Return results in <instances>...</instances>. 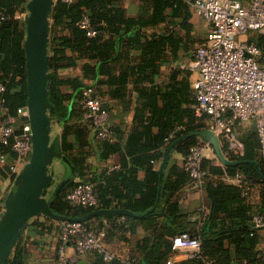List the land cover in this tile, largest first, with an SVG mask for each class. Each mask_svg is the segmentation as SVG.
<instances>
[{"label":"trees","instance_id":"trees-1","mask_svg":"<svg viewBox=\"0 0 264 264\" xmlns=\"http://www.w3.org/2000/svg\"><path fill=\"white\" fill-rule=\"evenodd\" d=\"M149 1L153 14L147 19L129 17L127 11L117 6L114 0L55 1L50 18L49 101L52 109L49 116L52 122L60 123L64 128L60 140L54 143L55 151L58 157H67L75 175L66 184L57 186L59 192L56 196V192L51 193L54 184V180L52 181L48 190V195H51V210L59 217L81 221L105 232L106 228L101 222L103 219H110L118 229L126 227L131 221L143 223L146 229H152L155 233L154 242L145 248L144 260L147 264L170 262L168 259L172 253L173 239L183 233L201 240L202 253L179 264H261L262 258L256 252L261 228L256 227L254 219L256 216L264 219V156L261 154V142L256 130L246 133L242 139L245 146L243 157L231 155L225 144L221 143V146L227 158L232 161L257 162L260 172L253 164L220 167L212 161L204 160L203 169L209 175L204 179L202 190L206 194L208 212L196 229L192 230L182 224L183 215L179 205L174 202V196L180 189L193 185L190 174L177 165H172L167 167L163 181L160 182V169L156 168V164L163 163L168 149L180 138L208 130L206 116L202 119L196 117L194 94L191 98L188 95L184 97L175 87L155 93H142L147 101L138 110L135 120L137 125L125 145L121 142L124 139L122 129L109 124V111L111 136L108 139H97L95 129L84 118L85 111L81 105L83 92L94 88L95 96L100 98L97 88L102 82L98 80V74L102 73L103 66L109 60H115L116 56L112 57L111 54L117 52V44L128 39L129 46L137 45L142 28L164 23L168 19L165 15L168 8L179 10L186 6L185 0ZM27 4V0H0V86L4 87V92L0 93V101H3L6 109L3 117L17 118L18 110L27 107L26 24L16 18L18 12L27 9ZM84 16L89 18L91 29L97 32L96 37L89 38L87 31L80 27ZM187 20L188 17L181 24L185 29L190 27ZM172 40V37L154 36L147 44L150 50H154L153 53ZM82 60L86 61L82 77H61L60 71L77 67ZM142 68L146 70L148 67ZM125 83L123 79L111 78L104 84L111 88V97L123 99L122 85ZM116 85H120L116 89L117 93L113 92ZM63 87L72 89L74 93H64ZM159 101L163 103L162 107L159 106ZM147 110L149 115H146ZM73 119L77 123H72ZM154 128L158 129V133H153ZM19 130L17 135L20 134ZM91 135H94V142L97 143L102 159L107 160L111 155L124 150L131 161L129 169L107 170L96 182L95 190L99 201L97 208L74 206L67 199L68 193L77 184L76 177L83 176L88 168L87 161L93 148ZM71 137L75 138L74 143L70 142ZM13 140L12 138L10 145L0 143V157L12 155L16 159L17 155L11 148ZM199 140L198 136L187 137L177 145L176 150L185 156ZM1 165L11 175L9 166ZM140 172L145 173L144 180L139 179ZM225 175L243 176L250 188V196L244 197L238 186L223 180ZM256 189L259 197L256 196ZM255 199L258 200L254 203ZM99 210H124L135 216H146L144 219H136L111 214L84 221ZM44 218L45 222L38 226L50 231L52 225L58 224L62 233L65 222ZM93 221H100L99 226L95 227ZM100 258L103 264H122L120 260L106 262L101 256ZM28 259L29 248L20 239L6 264H28ZM131 261L140 264L137 260Z\"/></svg>","mask_w":264,"mask_h":264},{"label":"built area","instance_id":"built-area-1","mask_svg":"<svg viewBox=\"0 0 264 264\" xmlns=\"http://www.w3.org/2000/svg\"><path fill=\"white\" fill-rule=\"evenodd\" d=\"M192 7L211 26L205 44L197 49L190 65V69L198 73L193 84L195 114L199 118L207 117L208 130L226 145L229 154L237 157H243L245 153L244 143L236 131L237 126L252 124L259 136L261 154L264 156L263 50L254 42L240 40L241 36L250 32L264 33V0L246 3L240 0H195ZM28 16L27 9L16 14L20 21H26ZM80 27L87 31L89 38L97 36L87 16H84ZM2 92L4 87L0 86ZM81 105L85 111L84 118L95 129L97 139L110 138L109 112L104 108L103 101L95 96L94 88L84 90ZM4 112L6 109L3 101H0V143L10 145L13 138L11 148L17 157L13 163H9L7 156L2 155L0 163L8 165L11 176L16 179L29 163L33 150L29 112L27 107L21 108L17 118L3 117ZM17 120L22 122L18 135ZM210 152L215 153L210 143L199 140L183 157L182 169L190 174L193 186L197 189L202 190L204 179L209 175L203 169V162ZM235 180L242 195L249 197L250 188L244 182V177L236 175ZM95 187L92 183L80 182L68 193L67 199L74 206L97 208L99 201ZM5 201L0 199V220L5 213ZM254 221L257 228L264 227L263 217L256 216ZM105 239L106 232L103 230L81 221L65 222L58 249L59 264H77L89 253L101 256L106 262L120 260L122 264H135L110 252ZM68 244L74 250L71 255L67 253ZM173 248L185 250L193 258L202 253V242L197 237L183 233L173 239Z\"/></svg>","mask_w":264,"mask_h":264},{"label":"crops","instance_id":"crops-1","mask_svg":"<svg viewBox=\"0 0 264 264\" xmlns=\"http://www.w3.org/2000/svg\"><path fill=\"white\" fill-rule=\"evenodd\" d=\"M240 1L246 3L250 0ZM114 2L117 6L123 7L131 18L147 19L153 14L149 0H114ZM192 4V0H185L186 6L181 7L179 10L168 8L165 12L168 19L164 23L142 28L140 31V41L137 45L129 46L127 43L128 39H125L124 42H119L117 44V52H112L111 54L112 57L116 56L115 60H109L108 64L103 66L102 73L98 74V80L102 84L98 86L97 93L110 112V126L119 127L124 132V139L121 141L123 145L126 144L127 138L137 125L135 120L138 110L147 101L142 96V93L146 91L155 93L175 87L181 91L184 97L188 95L191 98L194 94L193 84L198 78V73L192 71L190 65L197 49L205 44L211 26L194 12ZM187 17V23L190 27L185 29L181 24ZM154 36L172 37L173 40L165 43L160 49H156L152 53L154 50H150L147 41ZM240 40L258 44L262 48L264 56V33L250 32L241 36ZM85 63L86 61L82 60L78 62L77 67L60 71L61 77L65 79L82 77ZM143 66L148 68L144 70L142 68ZM111 78L125 80L126 83L122 85V93H124L123 99L119 97L113 98L109 95L111 88L104 83ZM119 87L120 85H116L113 92L117 93L116 89H119ZM62 91L64 93H74L68 87H63ZM162 105L163 103L159 101V106L162 107ZM184 107H186V104H184ZM188 107L191 108V106ZM146 115H149L148 110L146 111ZM207 121L206 117V125ZM72 123H77V120L73 119ZM21 126V120H17V128L20 129ZM251 130H255L252 124H240L236 129L241 141L246 133ZM63 131L64 128L60 123L52 122L51 143L54 146V143L60 140ZM153 133H158V129L154 128ZM91 138L93 148L91 150L92 154L87 161L88 168L85 170L83 176L76 177L75 183L78 184L84 181L92 183L93 181V184L96 186V182L100 180L105 171L115 169L126 170L131 167L130 158L124 150L111 155L107 160L102 159L97 148V143L94 142V135H91ZM199 138L200 140H204L202 137ZM70 142L74 143L75 138L71 137ZM183 157L184 155L175 148L170 155L167 167L177 165L182 169ZM7 158L8 162L13 163L15 161L12 155H8ZM205 160L212 161L216 166L225 167L213 152L208 153ZM161 165L162 163H157L156 168L160 169ZM54 166H60L59 170L61 174L59 176H61L62 184H66L69 179H74V168L66 156L61 155L55 159L50 168V173ZM63 166L67 170L66 175H63ZM167 167L164 176L167 172ZM138 176L140 180H144L145 173L140 172ZM235 177L225 175L223 180L228 184L236 185ZM14 189L15 180L4 171L0 163V199L6 200L9 193ZM56 190L54 191L56 192L55 196L59 192V189ZM255 193L259 197V191L257 189ZM47 199L49 200V198ZM257 200L255 199L253 202L255 203ZM174 202L179 205L183 215L181 219L182 224L192 230L196 229L202 217L208 212L204 190L197 189L193 185H186L180 189L174 196ZM44 222V216L35 217L29 221L23 232L21 239H23L24 244L29 248L28 264H59L60 227L58 224H55L52 225L50 231H46L38 226L39 223ZM101 222L106 228L107 236L105 244L110 252L124 260H137L140 264H147L144 260L145 248L148 245H152L155 240V233L152 229H146L143 223L132 221L121 229L113 226V221L110 219H103ZM93 223L95 227H98L100 221H93ZM259 238L260 242L256 252L258 257L262 258L263 263L261 264H264V227L259 231ZM73 252V248L68 244L67 253L71 255ZM190 258V254L187 251L173 248L168 261L172 262V264H179ZM101 261L102 259L99 255L89 253L77 264H103Z\"/></svg>","mask_w":264,"mask_h":264},{"label":"water","instance_id":"water-1","mask_svg":"<svg viewBox=\"0 0 264 264\" xmlns=\"http://www.w3.org/2000/svg\"><path fill=\"white\" fill-rule=\"evenodd\" d=\"M55 1L30 0L27 4L29 12V16L25 21L27 108L33 150L29 163L15 179V189L9 193L5 201V213L0 220V264H6L16 244L22 238L29 221L33 218L44 216L57 222L73 221L55 215L51 210V203L47 199L48 190L53 181L50 168L58 157L55 146L51 143L52 121L49 116V111L52 109L49 101L50 18ZM104 108L107 110L106 105H104ZM191 136L202 137L210 143L223 166L232 167L241 164H253L260 172L257 162L232 161L227 158L219 138L213 132L207 130L184 136L171 145L160 167V182L163 181L164 172L172 151L185 138ZM111 214L136 218H144L146 216H135L124 210H99L93 212L84 221Z\"/></svg>","mask_w":264,"mask_h":264},{"label":"rangeland","instance_id":"rangeland-1","mask_svg":"<svg viewBox=\"0 0 264 264\" xmlns=\"http://www.w3.org/2000/svg\"><path fill=\"white\" fill-rule=\"evenodd\" d=\"M59 169H60V166H54L51 169V175H52L53 180H54V184H53V187L51 189V193L54 192L56 190L57 186L62 182L61 176H59V174H61V171ZM66 173H67V170H66V167H64L63 175H66ZM47 198L50 199V195H48Z\"/></svg>","mask_w":264,"mask_h":264}]
</instances>
